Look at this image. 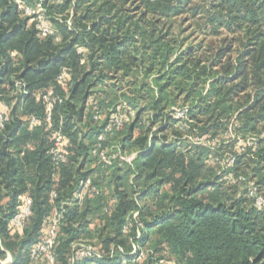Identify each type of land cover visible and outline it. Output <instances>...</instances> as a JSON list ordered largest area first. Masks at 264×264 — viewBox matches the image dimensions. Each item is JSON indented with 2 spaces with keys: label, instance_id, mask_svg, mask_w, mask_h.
Masks as SVG:
<instances>
[{
  "label": "trees",
  "instance_id": "1",
  "mask_svg": "<svg viewBox=\"0 0 264 264\" xmlns=\"http://www.w3.org/2000/svg\"><path fill=\"white\" fill-rule=\"evenodd\" d=\"M49 88L47 107L34 95ZM6 111L4 264H48L29 248L55 212L52 264H264V0H0Z\"/></svg>",
  "mask_w": 264,
  "mask_h": 264
},
{
  "label": "built area",
  "instance_id": "2",
  "mask_svg": "<svg viewBox=\"0 0 264 264\" xmlns=\"http://www.w3.org/2000/svg\"><path fill=\"white\" fill-rule=\"evenodd\" d=\"M41 11H42V8L40 4H37L34 9H30V8L25 9L26 14L37 16L36 28L38 30V34L40 37H46L47 35L53 34V30L48 26H44L43 23L40 21ZM65 77H66V70L63 68L57 77V82L62 86H64ZM34 96L36 97V100H40L44 102L47 107L51 106L52 103L61 101L60 97L51 88L45 91H42V92H37L35 93ZM175 112L178 116L182 117L183 113L185 112V109H182V110L175 109ZM7 115H8L7 111L4 113L0 112V127L3 124V121L7 119ZM94 118L96 119L97 116H95ZM47 119H49V114H47ZM32 121L33 120H31V122ZM124 122H125L124 113L117 112V113L111 114L109 117V122L105 128V132L98 136V141L102 142L104 140L105 134H112L113 131L121 129ZM52 140H53V145L49 153L52 157V161L54 162V164L58 165L60 162H63L66 157L65 138L61 133L56 131L55 133L52 134ZM92 153L98 154L101 161L108 162L105 149L98 150L97 152V148H96L93 150ZM133 156L134 154L127 156V157H121V158L122 159L124 158L126 161L129 162L133 158ZM88 184H89V181L86 180L84 183V186L86 187ZM255 199H256V205L260 207L263 202L262 198L256 197ZM29 214H30V199L26 195L20 196L19 197V208L12 217V223L14 227L20 228L22 225V222L27 216H29ZM58 218H59V215H57V213L55 212L52 218L50 219L49 223L46 225L45 229L43 230L42 232L43 234L40 237L39 241L33 244L29 248V256L31 259H35L39 257L42 260H44L46 263L52 264L53 262L52 250H53V246L55 243ZM133 253L134 252H132V254ZM142 258H143V254L139 253L137 256H135L134 261H141ZM9 260H10L9 258H5L4 260H1L0 263L4 264L8 262ZM160 263L175 264L172 261H168V262L160 261ZM118 264H131V263L127 262V259L124 258V259H121Z\"/></svg>",
  "mask_w": 264,
  "mask_h": 264
},
{
  "label": "crops",
  "instance_id": "3",
  "mask_svg": "<svg viewBox=\"0 0 264 264\" xmlns=\"http://www.w3.org/2000/svg\"><path fill=\"white\" fill-rule=\"evenodd\" d=\"M7 258H9V259H10V256H7Z\"/></svg>",
  "mask_w": 264,
  "mask_h": 264
},
{
  "label": "rangeland",
  "instance_id": "4",
  "mask_svg": "<svg viewBox=\"0 0 264 264\" xmlns=\"http://www.w3.org/2000/svg\"><path fill=\"white\" fill-rule=\"evenodd\" d=\"M94 264H96V263H94Z\"/></svg>",
  "mask_w": 264,
  "mask_h": 264
}]
</instances>
